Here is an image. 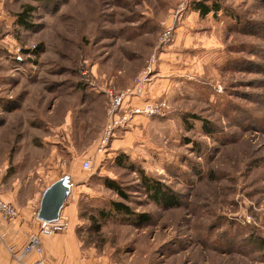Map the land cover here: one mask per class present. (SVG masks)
<instances>
[{"label":"rangeland","instance_id":"rangeland-1","mask_svg":"<svg viewBox=\"0 0 264 264\" xmlns=\"http://www.w3.org/2000/svg\"><path fill=\"white\" fill-rule=\"evenodd\" d=\"M199 1L221 9L200 15L193 6ZM0 2L14 18L0 30V57L12 63L4 70L14 85L40 84L52 109L45 122L39 109L20 108L15 142L20 132L56 133L78 152L64 151V169L52 184L63 194L62 208H76L79 264H264V2ZM26 4L33 8L27 28L16 22ZM83 61L90 70L95 65L97 84L115 90L130 87L151 64L155 98L150 81L142 96L164 102L165 115L136 117L99 151L107 99L78 84ZM22 142L25 153L11 155L20 177L48 156L38 139ZM142 176L171 190L178 206L152 201ZM110 181L125 198L106 187ZM112 202L131 213H114ZM100 210L110 215L99 217Z\"/></svg>","mask_w":264,"mask_h":264},{"label":"crops","instance_id":"crops-1","mask_svg":"<svg viewBox=\"0 0 264 264\" xmlns=\"http://www.w3.org/2000/svg\"><path fill=\"white\" fill-rule=\"evenodd\" d=\"M13 22L14 18H9L4 13L2 3L0 2V30L2 26H8V24ZM2 35L0 34V37ZM6 40L11 43V39L8 37ZM2 41L0 39V42ZM0 60L4 62H0V198L12 203L18 210L16 218L8 222H3L0 225V264H19L13 258L11 252L19 251L26 243L28 235L37 231L38 222L35 214L39 208L42 193L58 178V172L64 169L62 161L64 151L68 153L74 152V154H78V152L72 151L69 147L72 144H64L62 140L56 137V133L53 135L48 133L39 135L37 132L33 136L30 133L26 137L24 133L20 135V132L17 138H21L22 141L32 139V137L38 139L39 143L47 149L48 156L43 161H38V164L27 169L25 176L20 177L16 174L15 158L11 155L25 153L20 148L23 142H15L16 135L14 130H12L14 127L19 129V124L16 125V123H19L20 118L18 119L19 113L16 114V112L20 108L21 111H29L31 108H37L39 109L41 119L46 122L50 118L52 109H48L46 106L47 96L39 92L40 84L38 86L29 83L25 86H21L20 83L14 85L15 77L12 76L10 78L4 70L6 68L4 65L11 62L4 60V57H0ZM94 66L92 65L91 70ZM91 72L92 74L94 73L93 71ZM9 80H11V83H9ZM151 84L154 86L153 80L150 81L148 91L150 89V98L154 99ZM162 86L163 84L161 83L158 87H155L154 92H158ZM21 87L24 92L18 94ZM36 89H38V92ZM7 92L9 94H6ZM13 99H15L16 103L10 106L14 101ZM145 100L141 96L139 98H131L129 103L141 104ZM51 106L54 108L56 104H51ZM21 121L27 122L26 119ZM59 131L57 130V132ZM60 134L63 135V132H60ZM91 147L93 150L92 145ZM45 165L49 168L44 172ZM59 214L68 220V228L65 232L39 238L42 247V257L46 264H67L69 262H71L69 264H79L80 243L75 234V225L78 221L76 208L72 205L65 206L61 208ZM63 252L67 253L69 257L64 256ZM36 257L35 254H29L25 257V262L30 263Z\"/></svg>","mask_w":264,"mask_h":264},{"label":"built area","instance_id":"built-area-1","mask_svg":"<svg viewBox=\"0 0 264 264\" xmlns=\"http://www.w3.org/2000/svg\"><path fill=\"white\" fill-rule=\"evenodd\" d=\"M172 34V29L165 28L160 35V42L166 44ZM34 47V46H33ZM17 51L20 48H16ZM21 59L18 55L15 57ZM152 65L147 66L139 73L130 87H126L121 90H115L107 86H101L93 79L91 70L87 67L86 62L83 61L79 66L80 81L90 87V89L101 92L107 99L106 108V120L97 139V148L99 151L106 150L107 145L110 142L111 137L116 131L125 129L129 126L136 117H160L165 115V103L152 101L141 104H130L131 98H139L145 92L146 84L150 81V74L152 72ZM145 102V103H144ZM264 137V133H263ZM82 168L84 170L90 169V161L84 159L82 162ZM18 215L16 207L7 201L0 198V225L3 222H8ZM37 218V215L35 214ZM38 228L36 232L28 235L26 243L19 251L11 252L13 258L19 262V264H46L42 257V247L40 244V237H49L57 233H62L68 228V220L58 217L52 221H44L37 218ZM29 254H35L37 257L30 263L25 262V257Z\"/></svg>","mask_w":264,"mask_h":264},{"label":"trees","instance_id":"trees-1","mask_svg":"<svg viewBox=\"0 0 264 264\" xmlns=\"http://www.w3.org/2000/svg\"><path fill=\"white\" fill-rule=\"evenodd\" d=\"M28 1H34V2H40L44 0H28ZM264 2V0H260ZM194 9L200 13V15H206L209 12L216 13L221 9L220 4L217 2H210L209 4H206L204 2H196L194 3ZM32 6L29 4H26L22 10L17 14L16 16V22L17 24L27 28L29 25L27 24L26 15H28L32 11ZM80 86H87L85 83L79 81L78 83ZM142 182L144 190L147 194V196L154 201L155 203H160L164 208H172L177 207L179 201L176 198V195L171 191L168 190L164 185L161 183H158L156 181L150 180L149 178L142 176ZM106 187L112 189L115 191L120 197L125 198V194L120 190V188L112 181L105 182ZM110 210L114 211L116 214H120L123 216L129 215L130 208L122 203V202H112L110 204ZM99 217H105L109 216V211L100 210L98 212ZM141 218H146V215L142 214L140 216ZM141 220V219H140Z\"/></svg>","mask_w":264,"mask_h":264},{"label":"water","instance_id":"water-1","mask_svg":"<svg viewBox=\"0 0 264 264\" xmlns=\"http://www.w3.org/2000/svg\"><path fill=\"white\" fill-rule=\"evenodd\" d=\"M63 199V194L58 191V184L50 185L41 197L37 218L44 221L56 219L62 208Z\"/></svg>","mask_w":264,"mask_h":264}]
</instances>
